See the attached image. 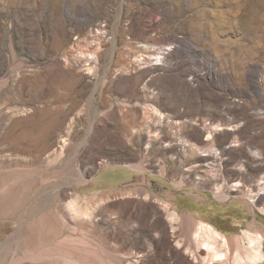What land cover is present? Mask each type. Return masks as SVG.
Returning a JSON list of instances; mask_svg holds the SVG:
<instances>
[{
  "label": "rangeland",
  "instance_id": "374dc122",
  "mask_svg": "<svg viewBox=\"0 0 264 264\" xmlns=\"http://www.w3.org/2000/svg\"><path fill=\"white\" fill-rule=\"evenodd\" d=\"M263 206L264 0H0V264H239L199 224Z\"/></svg>",
  "mask_w": 264,
  "mask_h": 264
},
{
  "label": "bare ground",
  "instance_id": "6f19581e",
  "mask_svg": "<svg viewBox=\"0 0 264 264\" xmlns=\"http://www.w3.org/2000/svg\"><path fill=\"white\" fill-rule=\"evenodd\" d=\"M219 128H221V126ZM206 140H209V137ZM240 184L241 183H239V185ZM250 197L252 196L250 195ZM251 199L252 202L256 200L255 198ZM246 203L250 204V201ZM190 205L195 212H198L201 215L205 212L201 205L194 207L191 202ZM70 207L78 210L74 202L71 203ZM261 209L264 212V206ZM252 210L256 214V209L254 207ZM234 212L235 211H232L230 213L233 214ZM221 214L223 215L224 213H220L219 215ZM237 214L235 212L233 216H237ZM260 226L261 225L253 223L249 225L250 228L244 230L243 237L239 235L236 237H227L225 233H222L219 229L212 225V223L201 221L198 227L197 237L208 247L211 261L213 263L216 261L227 262L233 260V263L239 264H263L264 250L262 249V239L264 235L260 232ZM254 227H257V230L254 231Z\"/></svg>",
  "mask_w": 264,
  "mask_h": 264
}]
</instances>
